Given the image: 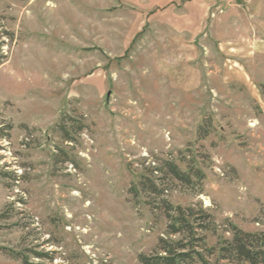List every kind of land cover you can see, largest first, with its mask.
<instances>
[{
    "label": "rangeland",
    "instance_id": "obj_1",
    "mask_svg": "<svg viewBox=\"0 0 264 264\" xmlns=\"http://www.w3.org/2000/svg\"><path fill=\"white\" fill-rule=\"evenodd\" d=\"M236 231L264 234V0H0V264H240Z\"/></svg>",
    "mask_w": 264,
    "mask_h": 264
},
{
    "label": "trees",
    "instance_id": "obj_2",
    "mask_svg": "<svg viewBox=\"0 0 264 264\" xmlns=\"http://www.w3.org/2000/svg\"><path fill=\"white\" fill-rule=\"evenodd\" d=\"M230 244L232 245V252L238 258L240 264L264 263V261L262 262L264 260V234L255 236L236 231ZM257 245L258 247H256ZM23 263L30 264L25 256L23 257Z\"/></svg>",
    "mask_w": 264,
    "mask_h": 264
}]
</instances>
